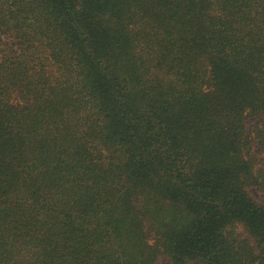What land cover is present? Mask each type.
Masks as SVG:
<instances>
[{
	"label": "trees",
	"instance_id": "16d2710c",
	"mask_svg": "<svg viewBox=\"0 0 264 264\" xmlns=\"http://www.w3.org/2000/svg\"><path fill=\"white\" fill-rule=\"evenodd\" d=\"M264 0H0V264H264Z\"/></svg>",
	"mask_w": 264,
	"mask_h": 264
},
{
	"label": "rangeland",
	"instance_id": "374dc122",
	"mask_svg": "<svg viewBox=\"0 0 264 264\" xmlns=\"http://www.w3.org/2000/svg\"><path fill=\"white\" fill-rule=\"evenodd\" d=\"M256 152L258 155V158H262L264 156L263 151L259 148L256 147ZM248 192L249 194L259 203L264 204V190L258 186V185H250L248 187ZM157 264H172L170 260L164 256H161L157 259ZM189 264H193L192 262Z\"/></svg>",
	"mask_w": 264,
	"mask_h": 264
}]
</instances>
